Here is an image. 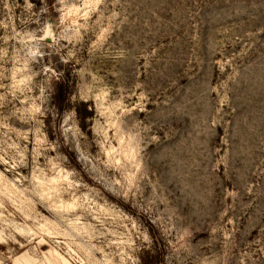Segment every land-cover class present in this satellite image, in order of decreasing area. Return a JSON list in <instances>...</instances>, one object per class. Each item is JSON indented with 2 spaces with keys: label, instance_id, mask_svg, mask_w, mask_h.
Returning a JSON list of instances; mask_svg holds the SVG:
<instances>
[{
  "label": "rangeland",
  "instance_id": "374dc122",
  "mask_svg": "<svg viewBox=\"0 0 264 264\" xmlns=\"http://www.w3.org/2000/svg\"><path fill=\"white\" fill-rule=\"evenodd\" d=\"M0 264H264V0H0Z\"/></svg>",
  "mask_w": 264,
  "mask_h": 264
},
{
  "label": "trees",
  "instance_id": "16d2710c",
  "mask_svg": "<svg viewBox=\"0 0 264 264\" xmlns=\"http://www.w3.org/2000/svg\"><path fill=\"white\" fill-rule=\"evenodd\" d=\"M65 80V77L62 75V81H64ZM61 83L62 82H60V85H61ZM60 89H58V94L56 93V95H55V98H56V100L59 98V94H60Z\"/></svg>",
  "mask_w": 264,
  "mask_h": 264
},
{
  "label": "water",
  "instance_id": "95a60500",
  "mask_svg": "<svg viewBox=\"0 0 264 264\" xmlns=\"http://www.w3.org/2000/svg\"><path fill=\"white\" fill-rule=\"evenodd\" d=\"M46 39L49 40V41L51 40V38H49V37H46Z\"/></svg>",
  "mask_w": 264,
  "mask_h": 264
}]
</instances>
